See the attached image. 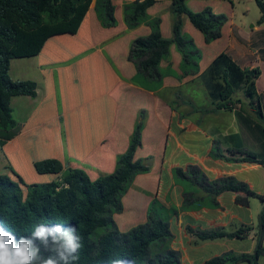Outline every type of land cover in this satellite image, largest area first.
<instances>
[{
  "label": "crops",
  "instance_id": "1",
  "mask_svg": "<svg viewBox=\"0 0 264 264\" xmlns=\"http://www.w3.org/2000/svg\"><path fill=\"white\" fill-rule=\"evenodd\" d=\"M133 1L135 0L115 2L118 26L110 29L101 27L95 16L93 3L78 34L70 38L74 41L70 53L73 57L47 60L46 50L36 57L40 75L43 77L42 82L38 83V77L33 80L22 78L21 74L13 77L18 81H34L37 84V96L12 98L13 116L17 124L21 125L22 131L20 135L6 141L4 147L0 146V167L5 170V174L8 173L10 160L17 155V152L14 155L8 152L9 159L4 149H19L20 139L51 126L53 129H47L48 131L60 133L57 145L51 144L57 149L55 156L65 163L66 168L83 169L92 180H96L115 170L117 157L127 151L136 126L141 124V145L135 153V159L143 160L150 166V171L137 175L132 185L154 192V187L150 188L149 181L158 174V197L162 180H167L163 202L168 209L174 206L180 209L183 204V188L175 182L173 170L186 169L189 165L198 166L211 180L233 176L263 195L264 166L254 163H228L210 157L213 141L218 140L225 148H247L264 158V132L255 117L244 109L246 99L238 98L241 103L232 110L210 111L214 107L207 77L211 63L223 52L242 69H254L251 62L246 61L249 60L250 51L260 53V59L264 61V22L258 24L261 17L255 21V25L247 29L243 22L236 20L237 0H187L189 7L194 11L211 7L215 13L228 16L222 38L206 44L203 34L189 19L179 17L183 20V31L191 36L202 50L200 72L195 76L183 78L182 55L173 45L169 57L161 62V70L164 73L162 80L137 82L136 66L128 59L129 49L133 40L149 35L151 29L145 24L132 30L126 26L123 6ZM171 2L172 0H160L149 9L150 16L162 18L161 33L165 38L173 37V25L176 20L170 10ZM54 44L56 43L47 44V47L50 45L51 49H58ZM12 63L13 60L10 70ZM65 66H71L75 70L76 79L91 80V87L87 90L94 92L98 89L100 79L107 75L112 82L111 92H104L99 99L97 96L84 99L78 95L73 99L71 109L61 110V113L56 115L55 102L52 101L51 104L54 110L49 109V98L45 94L55 83L58 86ZM260 71L256 87L264 114V85L260 86L262 66ZM55 97L57 98V91ZM64 102L63 100L61 105ZM15 116H19V119ZM157 164L160 165L158 170ZM217 201L219 208L203 207L179 211L169 219L173 238L168 243V248L179 254L180 264H203L227 252L241 254L254 251V231L243 239H219L197 243L196 238L187 232V227L195 231L223 229L232 232L242 226L253 227L255 224L256 212L252 209L250 198L242 194L224 192L217 197ZM125 204L123 202V212H126L128 207ZM150 204V201L146 200L139 203L128 222L130 225L120 230L125 232L144 223ZM228 227L232 229L227 231ZM262 245L264 247V238ZM259 264H264V255L260 257Z\"/></svg>",
  "mask_w": 264,
  "mask_h": 264
},
{
  "label": "trees",
  "instance_id": "2",
  "mask_svg": "<svg viewBox=\"0 0 264 264\" xmlns=\"http://www.w3.org/2000/svg\"><path fill=\"white\" fill-rule=\"evenodd\" d=\"M158 2L160 0H135L123 6L124 22L129 29H136L144 24L151 29L149 35L133 40L129 49L128 59L136 66L137 82L141 81L139 78L148 81L162 80L164 73L161 62L169 57L173 45L182 55V77L197 75L203 53L194 39L183 31V20L179 17L188 18L203 34L206 44H211L222 38L228 16L215 13L211 7L194 11L187 0H172L170 10L176 16L173 37L165 38L161 33L162 18L149 14V9ZM255 2L262 13L258 24H262L264 0ZM93 3L95 16L102 28L118 26L114 0H0L1 147L22 131L21 125L17 124L13 116L12 98L37 96V84L34 81H18L11 77V61L37 57L45 50L47 60L73 57L70 53L74 41L70 38L78 34ZM52 43H56L54 45L58 49H51L50 45L47 47V44ZM260 75L258 68L242 69L226 52L218 55L207 71L214 107L210 111L236 108L241 101L235 95L242 91L249 102L252 115L264 132L263 106L256 89V80ZM47 129L53 128L50 126ZM47 129L20 139L19 149H4L7 157L8 152L13 155L17 152L18 156L11 158L8 173L0 175V228L12 234L16 243H19L21 237L33 239L44 256L49 255L44 243L32 235L37 226L45 225L51 229L54 225H61L64 231L75 229L74 234L79 237L80 247L71 264H114L116 261L119 264H180L177 252L168 247L165 252L160 251V247L168 246L173 236L169 221L158 217L157 212L150 211L155 202L150 204L146 221L128 231H121L113 218L123 212V192L137 175L150 171V166L143 160L135 159V153L141 145V124L136 126L127 151L117 157L115 170L96 180H92L83 169L66 168L65 163L55 156L57 149L48 147L51 144L44 142L33 146L31 139L40 132L48 131ZM31 150L41 155L31 157ZM210 157L228 163H254L264 166V158H260L255 152L247 148H225L218 140L213 141ZM22 158L29 162L36 182L29 183L25 180L20 167ZM173 176L175 182L181 178L186 179L200 186L206 194L200 197L198 192L187 191L183 187V204L173 215L179 211L203 207L219 208L217 197L224 192L242 194L264 202V194H258L245 182L233 176L211 180L195 165H189L186 169L175 168ZM253 231V252H227L203 264H259L260 257L264 255V208L258 216L256 231L252 226H242L232 232L223 229L195 231L187 227V232L196 238V243L243 239L249 237ZM60 235L62 233H56L57 237ZM47 241L48 246H51L52 235L47 236Z\"/></svg>",
  "mask_w": 264,
  "mask_h": 264
},
{
  "label": "rangeland",
  "instance_id": "3",
  "mask_svg": "<svg viewBox=\"0 0 264 264\" xmlns=\"http://www.w3.org/2000/svg\"><path fill=\"white\" fill-rule=\"evenodd\" d=\"M116 3H120V0H115ZM262 16V13L259 9V7L257 6L255 0H237L236 1V8H235V17L236 20L238 22H243L245 24V26L247 27V29L251 28L253 25H255V21L260 18ZM224 43H222L223 45ZM249 60L246 61H250L251 64L253 65L252 68H258L261 70V66H262V71H263V76L260 79V86L264 85V61H262L260 59L261 55L260 53H255L253 51L249 52ZM67 65V64H66ZM61 68L63 71V65L61 64ZM66 68L64 69V72H61V80L59 81L58 79V86L57 83H55V86L50 87V89L48 90V93L45 94V96H48L49 98V102L47 103V105L49 106V109L54 110L55 107V112L56 115L61 113V110H66V109H71L72 101L73 99L77 98V96H83L84 99L86 98H92V97H98L101 98L104 94V92H108L110 93V87L112 85V82L110 81L109 77L106 75L105 78L100 79V84H98V89H96V92H94V90H87L88 87H91V80L85 79V80H79L76 79L75 76V70L73 68H71V66H65ZM57 72V71H56ZM106 72V71H105ZM60 73V72H59ZM17 74H21L20 77L24 78V77H28L31 78V80L35 79V77H38V83L42 82V76L40 75L39 72V67H38V63H37V58L36 57H29V58H19V59H14L13 63H12V68L10 70V75L11 77H16ZM139 80H142L139 78ZM88 81V82H87ZM90 81V82H89ZM97 82V80H95ZM137 81V80H136ZM257 81V80H256ZM40 85V84H39ZM49 85V84H48ZM95 85V83H94ZM46 88V87H45ZM257 89V87H256ZM57 91V98L55 97V93ZM258 92V91H257ZM202 95V94H201ZM203 97V95H202ZM235 97L238 98H243L246 99L243 92H239L235 95ZM63 100L65 101L63 104L65 105H61V103L63 102ZM247 100V99H246ZM52 101L55 102V106L52 107ZM68 101V102H67ZM245 105H243L244 109L247 110L249 112V114L251 113V109L249 107V102L248 100L244 103ZM48 110V108H47ZM49 112V110L47 111ZM16 119H19V116L17 118V116H15ZM59 136L60 133L57 132H51V131H43L40 132L39 134L36 135V137L31 139V143H33V146H37L40 143H46L47 145H50L53 143V145H57V141L59 140ZM65 133H63V140ZM65 146V142H63V147ZM49 148H53L52 145L48 146ZM47 150V154L48 153V148L45 147ZM45 151V152H46ZM252 151V150H251ZM27 153L28 150H27ZM95 153V151L93 152V154ZM256 153V152H255ZM2 154V153H0ZM46 154V155H47ZM31 157H39L40 154H37V152H35V150H31L30 152ZM21 165L20 167H22V173L23 176L25 178V180L29 183H33L36 182V178L34 177V172L32 170V168L29 165V162L26 160V158H22L21 159ZM153 167V166H152ZM156 167V166H155ZM158 167H160V165L157 164V168L156 170H158ZM5 170L0 167V175L5 174L4 172ZM157 177L158 174L154 177L153 180H150V188H152L153 191H148V190H144L138 186L132 185L133 182L131 183V185H129L127 187V190H125L122 194V205L123 202H125V206L127 207L126 212H121L120 215L116 214V217H113L115 220V223L117 225V227L119 229H126V227L128 225H130L128 222L130 221V218L132 217V214L134 212V210L136 209V206L139 205V203L143 202V201H150V203H153L152 206L150 207V211L151 212H157V216L161 217L162 219H164L165 221H169V219L172 217V213L175 212V210H178V207H173L172 209H168V207L164 204L163 202V195H164V189H166V185H167V180L163 179L162 183H161V189H160V196H156V192H157ZM164 178V177H163ZM148 181H145V183H147ZM179 186H181L182 188L185 187L187 189V191H194V192H198V195L201 197L203 196L204 192L202 190V188L198 185L192 184L190 181L186 180V179H179L178 182H176ZM149 189V188H146ZM25 190V188H24ZM124 200V201H123ZM251 201V205H252V209L254 212H256V220H255V224L253 225V227L256 228L258 226V216L261 212V210L264 208V202L260 201L259 199L256 198H250ZM207 202V201H205ZM149 208V207H148ZM230 227L227 228V231H230ZM168 246H163L160 247V251L161 253L165 252ZM157 250V248L155 249ZM158 251V252H160ZM210 252H208L207 255H209ZM202 255H204L202 253Z\"/></svg>",
  "mask_w": 264,
  "mask_h": 264
},
{
  "label": "clouds",
  "instance_id": "4",
  "mask_svg": "<svg viewBox=\"0 0 264 264\" xmlns=\"http://www.w3.org/2000/svg\"><path fill=\"white\" fill-rule=\"evenodd\" d=\"M56 233L62 235L57 237ZM74 233L75 229L64 231L61 225H54L51 229L45 225L37 226L32 235L44 243L49 253L44 256L33 239L21 237L19 243H16L12 234L0 228V264H71L80 247L79 237ZM48 235H52L51 246H48Z\"/></svg>",
  "mask_w": 264,
  "mask_h": 264
}]
</instances>
